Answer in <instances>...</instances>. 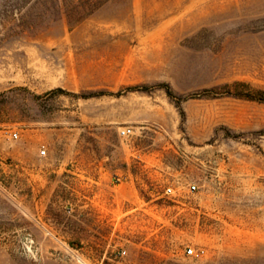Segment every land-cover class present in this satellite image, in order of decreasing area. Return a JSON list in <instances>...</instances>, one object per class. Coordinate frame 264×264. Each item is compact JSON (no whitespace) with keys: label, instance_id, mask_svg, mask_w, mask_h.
Returning <instances> with one entry per match:
<instances>
[{"label":"rangeland","instance_id":"obj_1","mask_svg":"<svg viewBox=\"0 0 264 264\" xmlns=\"http://www.w3.org/2000/svg\"><path fill=\"white\" fill-rule=\"evenodd\" d=\"M94 2L0 0V264H264V0Z\"/></svg>","mask_w":264,"mask_h":264},{"label":"built area","instance_id":"obj_2","mask_svg":"<svg viewBox=\"0 0 264 264\" xmlns=\"http://www.w3.org/2000/svg\"><path fill=\"white\" fill-rule=\"evenodd\" d=\"M134 134V129L132 126H126V127H123L122 129L119 130V135L120 136H124V137H128L130 135H133ZM14 136H16V134H14ZM45 153V150L42 149L41 150V154H44ZM114 183L116 184H119V183H122V182H126L129 180L130 178V175L128 173H116L114 175ZM196 189V185L195 184H191L189 185V190L190 191H194ZM166 194H174V188L172 185H169L165 188V191H164ZM47 235H50V236H54V234L52 232H50L49 230L46 231ZM56 238V237H55ZM186 254L187 255H196V254H202L204 252L203 249H197L195 250L194 248L192 247H188L186 250H185ZM125 253V251H121L119 253V255H123ZM72 259H74L77 263L79 264H86L78 255L76 254H72L71 255Z\"/></svg>","mask_w":264,"mask_h":264},{"label":"crops","instance_id":"obj_3","mask_svg":"<svg viewBox=\"0 0 264 264\" xmlns=\"http://www.w3.org/2000/svg\"><path fill=\"white\" fill-rule=\"evenodd\" d=\"M66 160H68V158ZM53 172L57 173L58 175L59 174H64L65 176H67L68 174H73L74 176H76V175H79V173H80V171L78 169H58V170H54ZM124 172L128 173V171H124ZM96 195H97V192H95L91 198L93 200H95V196ZM99 202L100 201L96 200V203H99ZM82 207H84V205H81V203L79 202L78 199H76V200H67L66 201L65 208H66L68 213H72V212H75V211L76 212L80 211V209H82ZM32 240H33V238H32Z\"/></svg>","mask_w":264,"mask_h":264},{"label":"trees","instance_id":"obj_4","mask_svg":"<svg viewBox=\"0 0 264 264\" xmlns=\"http://www.w3.org/2000/svg\"><path fill=\"white\" fill-rule=\"evenodd\" d=\"M100 3H101V0H95V2L90 5V9L91 8L92 9L96 8ZM234 93H235V95H242V96H245V97H249V98H253V99L255 98L256 99V97H254L251 94L241 93V92H234ZM259 99L261 100V98H259Z\"/></svg>","mask_w":264,"mask_h":264}]
</instances>
